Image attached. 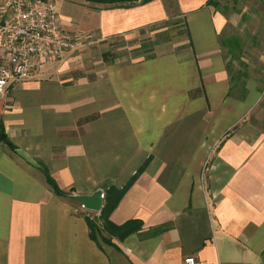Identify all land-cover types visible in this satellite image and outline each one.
<instances>
[{"label":"crops","instance_id":"0c3cea01","mask_svg":"<svg viewBox=\"0 0 264 264\" xmlns=\"http://www.w3.org/2000/svg\"><path fill=\"white\" fill-rule=\"evenodd\" d=\"M209 1L81 4L109 47L96 66L45 65L0 98V264H264V84L233 72L238 17ZM245 1L260 28L264 0ZM143 166L109 216L142 223L122 240H92L91 212L44 177L104 199Z\"/></svg>","mask_w":264,"mask_h":264},{"label":"built area","instance_id":"2783aa9c","mask_svg":"<svg viewBox=\"0 0 264 264\" xmlns=\"http://www.w3.org/2000/svg\"><path fill=\"white\" fill-rule=\"evenodd\" d=\"M73 48L50 0H0V98ZM183 263L203 264L191 256Z\"/></svg>","mask_w":264,"mask_h":264},{"label":"rangeland","instance_id":"374dc122","mask_svg":"<svg viewBox=\"0 0 264 264\" xmlns=\"http://www.w3.org/2000/svg\"><path fill=\"white\" fill-rule=\"evenodd\" d=\"M55 3L56 13L59 14L60 17H69L70 22L66 20V23L70 29H68L72 34L77 33L76 39H73L72 42L74 44V48L72 49V54L65 57L63 60H59L54 63L56 66H66L68 64L69 68H74V70L80 71L81 68H90L96 66L97 60L104 50H108L109 47L102 46V43L96 42L94 38L90 37L89 29L92 27V21H88L85 12V7L81 4H89V6L93 7H111V6H100L98 4L86 3L84 0H53ZM246 5L249 1H245ZM258 2V1H257ZM260 2H258L259 4ZM264 3V2H263ZM218 4L221 5L219 7L220 10L225 11V6H228L227 9L231 10L238 17V27L235 31L232 32V39L235 38L238 44L235 45V54L241 53L240 56H236L241 63H234L233 72H241L247 76L246 80H254L259 82V84H264V44H258V40L264 42V11L259 13L260 16V28H250L249 21H251L249 14H245L246 16L242 18L241 15V6L242 0H218ZM260 10H263V4L260 3ZM263 7V8H262ZM65 21V20H64ZM63 22V20H62ZM253 24V23H252ZM65 26V27H67ZM67 27V28H68ZM94 27V26H93ZM68 32V31H66ZM170 31H164L160 34H156V38H162L165 40ZM230 36V35H228ZM230 38V37H229ZM227 40V39H226ZM257 43V44H256ZM122 47L121 43H118L117 48ZM257 48L259 51H257ZM256 50V52H252ZM55 66V67H56ZM252 84V83H251ZM264 102V96H263ZM260 115L264 117V109L259 110ZM259 114V113H258ZM99 215L94 213L86 214L85 218L92 220L93 224L98 226L99 234L97 237L104 238V235L107 234L101 230L102 223L98 219Z\"/></svg>","mask_w":264,"mask_h":264},{"label":"trees","instance_id":"16d2710c","mask_svg":"<svg viewBox=\"0 0 264 264\" xmlns=\"http://www.w3.org/2000/svg\"><path fill=\"white\" fill-rule=\"evenodd\" d=\"M84 1L87 3L104 5V6L109 5L111 6L110 8H127L137 2L144 3L151 0H84ZM214 2H215L214 0H211L208 2V5H213ZM0 142L8 146L10 145L5 136V132L1 125V122H0ZM143 169L144 166L141 167L121 189L110 187L104 191L103 205L98 219L102 223L101 230L107 233V235L111 237H117L118 239L122 240L125 237L133 233H137L142 229V223L138 220H130L120 226H116L109 220V216L111 212L116 208V206L118 205L119 201L121 200L125 192L135 182L137 176L143 171ZM44 177L46 183L49 185V187L57 196L68 197L66 194H64L59 190L55 181L48 175V173H45ZM85 219L90 231V238L94 241L97 240V236L99 234L98 226L94 225L93 224L94 222H92V220H89L88 218Z\"/></svg>","mask_w":264,"mask_h":264},{"label":"water","instance_id":"95a60500","mask_svg":"<svg viewBox=\"0 0 264 264\" xmlns=\"http://www.w3.org/2000/svg\"><path fill=\"white\" fill-rule=\"evenodd\" d=\"M68 198L91 213H100L103 205V191L98 189L90 195H69Z\"/></svg>","mask_w":264,"mask_h":264},{"label":"flooded vegetation","instance_id":"af4514ba","mask_svg":"<svg viewBox=\"0 0 264 264\" xmlns=\"http://www.w3.org/2000/svg\"><path fill=\"white\" fill-rule=\"evenodd\" d=\"M100 214V213H99Z\"/></svg>","mask_w":264,"mask_h":264}]
</instances>
